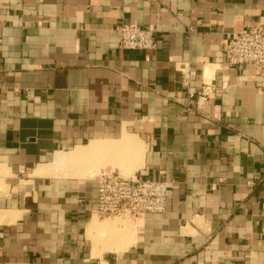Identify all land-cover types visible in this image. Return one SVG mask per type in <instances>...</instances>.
Instances as JSON below:
<instances>
[{"label": "crops", "instance_id": "crops-1", "mask_svg": "<svg viewBox=\"0 0 264 264\" xmlns=\"http://www.w3.org/2000/svg\"><path fill=\"white\" fill-rule=\"evenodd\" d=\"M259 21L264 0H0V264H264V77L222 53ZM104 171L168 182L165 212L95 218Z\"/></svg>", "mask_w": 264, "mask_h": 264}, {"label": "built area", "instance_id": "built-area-1", "mask_svg": "<svg viewBox=\"0 0 264 264\" xmlns=\"http://www.w3.org/2000/svg\"><path fill=\"white\" fill-rule=\"evenodd\" d=\"M119 47L122 50H152L155 37L152 31L135 24H121L117 27ZM222 53L229 66H252L256 75L264 77V21L255 24L254 29L231 34L223 45ZM182 74V86L189 98L192 82L196 76L189 64H179ZM217 89L211 82L202 83L199 99L205 101L207 96ZM222 90L223 87L221 86ZM96 199L94 217L136 219L140 214H162L166 209L168 182L158 179L125 177L118 171H104L96 179Z\"/></svg>", "mask_w": 264, "mask_h": 264}, {"label": "rangeland", "instance_id": "rangeland-1", "mask_svg": "<svg viewBox=\"0 0 264 264\" xmlns=\"http://www.w3.org/2000/svg\"><path fill=\"white\" fill-rule=\"evenodd\" d=\"M120 173H121V170L119 171ZM123 172V171H122ZM122 174H124V173H122ZM131 173H126V174H124V175H126L127 177L130 175ZM107 218H103V219H99V220H106ZM109 219H114V218H109ZM117 219H121V218H117ZM125 219H127V220H129L130 222H133L134 221V219H128V218H125Z\"/></svg>", "mask_w": 264, "mask_h": 264}, {"label": "bare ground", "instance_id": "bare-ground-1", "mask_svg": "<svg viewBox=\"0 0 264 264\" xmlns=\"http://www.w3.org/2000/svg\"><path fill=\"white\" fill-rule=\"evenodd\" d=\"M57 156H59V155H57ZM59 158H60V156H59ZM55 161H57V160H55ZM56 163V162H55Z\"/></svg>", "mask_w": 264, "mask_h": 264}]
</instances>
